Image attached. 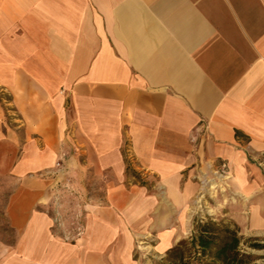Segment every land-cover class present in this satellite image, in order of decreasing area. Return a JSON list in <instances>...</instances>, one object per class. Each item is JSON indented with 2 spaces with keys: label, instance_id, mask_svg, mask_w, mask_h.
<instances>
[{
  "label": "crops",
  "instance_id": "obj_1",
  "mask_svg": "<svg viewBox=\"0 0 264 264\" xmlns=\"http://www.w3.org/2000/svg\"><path fill=\"white\" fill-rule=\"evenodd\" d=\"M202 216L264 239V0H0V264H143Z\"/></svg>",
  "mask_w": 264,
  "mask_h": 264
},
{
  "label": "trees",
  "instance_id": "obj_2",
  "mask_svg": "<svg viewBox=\"0 0 264 264\" xmlns=\"http://www.w3.org/2000/svg\"><path fill=\"white\" fill-rule=\"evenodd\" d=\"M254 240L259 238H247L249 242ZM243 241L244 237L236 226L224 225L211 217L205 220L196 218L192 233L169 248L159 264H250L259 255L242 251ZM250 246L264 248L257 243Z\"/></svg>",
  "mask_w": 264,
  "mask_h": 264
},
{
  "label": "rangeland",
  "instance_id": "obj_3",
  "mask_svg": "<svg viewBox=\"0 0 264 264\" xmlns=\"http://www.w3.org/2000/svg\"><path fill=\"white\" fill-rule=\"evenodd\" d=\"M213 193H215V189H211ZM61 199L60 197L58 198V196L56 195V197L54 198V204L53 206L57 209V207H60L59 206V202ZM201 199V197H200ZM209 213H213V211H211L209 208H207ZM209 216H206V217H197V220L201 219V220H205L206 218H208ZM214 221H218L224 225H229L231 227H234L232 225L231 222H228L227 220H225V218H221V217H217V218H213L211 217ZM0 223H1V220H0ZM247 238L249 237H244V241L243 243L241 244V250L244 251V252H249L251 254H254V255H259V258L256 259L255 261H253L252 263L250 264H264V248L263 249H255V248H252L250 245L253 244V243H257V244H261V245H264V239H260L259 240H262V242H249L247 241ZM142 250H140V253L144 254V260H145V263L143 264H159L160 261H163L164 258H165V253L164 254H160V253H157V252H154L152 250V248L150 246L148 247H141ZM138 255V253L136 254Z\"/></svg>",
  "mask_w": 264,
  "mask_h": 264
},
{
  "label": "built area",
  "instance_id": "obj_4",
  "mask_svg": "<svg viewBox=\"0 0 264 264\" xmlns=\"http://www.w3.org/2000/svg\"><path fill=\"white\" fill-rule=\"evenodd\" d=\"M227 169H228L227 163L225 161H222L220 163V166H219L218 170L216 171L217 176L220 177V178H223V179L226 178L228 176ZM212 186L213 185L210 186L211 189H215L217 187L216 184H214L213 188H212Z\"/></svg>",
  "mask_w": 264,
  "mask_h": 264
}]
</instances>
